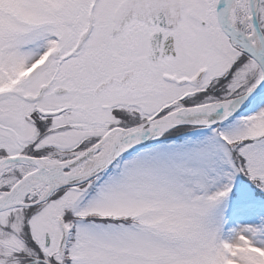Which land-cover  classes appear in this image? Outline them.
<instances>
[{
	"label": "snow or ice",
	"instance_id": "1",
	"mask_svg": "<svg viewBox=\"0 0 264 264\" xmlns=\"http://www.w3.org/2000/svg\"><path fill=\"white\" fill-rule=\"evenodd\" d=\"M0 264H264V0H0Z\"/></svg>",
	"mask_w": 264,
	"mask_h": 264
}]
</instances>
